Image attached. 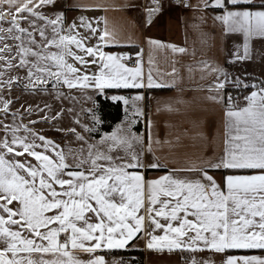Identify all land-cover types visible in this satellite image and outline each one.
Instances as JSON below:
<instances>
[{
  "label": "snow or ice",
  "instance_id": "obj_1",
  "mask_svg": "<svg viewBox=\"0 0 264 264\" xmlns=\"http://www.w3.org/2000/svg\"><path fill=\"white\" fill-rule=\"evenodd\" d=\"M57 3L0 0V116L9 115L13 101L4 93L16 86L30 93L51 90L57 99L73 100L62 90L106 94L109 89L175 86L158 81L151 70L144 72L142 50L135 67L129 66L131 55L106 51L121 44L106 18L93 22L81 16L78 24H66L63 11L46 14ZM204 4L223 10L215 19L228 32L243 34L244 54L236 58L247 59V41L264 37V0L260 9H254L253 0ZM96 9L103 6H91ZM158 11L149 9V16ZM148 43L186 51L152 39ZM202 64L204 72H221ZM18 71L23 75L11 74ZM177 74L174 68L171 75ZM235 82L242 84L238 78ZM242 86L256 90L244 97L243 107L228 97L223 154L154 179H147L144 170L167 165L159 159L144 162L145 150L152 147L132 131L133 121L97 140L93 134L100 120L95 113L91 124L76 118L73 127L55 128V122L73 115L72 108L53 112L47 104L29 106L12 112L9 122L0 119V264H107L98 252L125 249L139 238L151 250L210 251L224 254L223 264H264V255L227 254L264 251V82ZM209 88L216 93L210 99L218 101L225 82L217 76ZM109 98L134 109L133 115H143L138 105L143 95ZM34 112L42 114L40 119L25 124ZM38 123L50 124L79 146H62L32 127ZM210 169L225 174L218 181ZM180 172L194 175L176 174ZM191 264L214 261L193 257Z\"/></svg>",
  "mask_w": 264,
  "mask_h": 264
},
{
  "label": "crops",
  "instance_id": "obj_2",
  "mask_svg": "<svg viewBox=\"0 0 264 264\" xmlns=\"http://www.w3.org/2000/svg\"><path fill=\"white\" fill-rule=\"evenodd\" d=\"M253 3L259 4L254 6V9L261 8V0H253ZM96 5H102L103 9L91 10V6ZM156 7H159V11L149 16V9ZM60 11L66 16V24H78L81 16L92 19L93 22L102 17L106 18L108 29L115 32L121 41L119 46L109 47L105 49L106 51L136 54L142 50L144 72L151 70L158 81L175 84L173 87L152 89H109L106 94L91 90L69 93L66 88L63 89L62 91L69 96L89 101L90 108L80 106L77 118L84 124H91L92 114L95 113L100 123L97 125L98 132L93 134L94 139L98 140L101 135L111 133L118 126L123 127L129 121H133L129 125L132 131L145 137V147L149 143L152 147L151 152L145 150L144 162L147 164L159 159L162 164L167 165L166 168L144 170L147 179L169 174L172 169L185 168L192 164H206L215 161L223 154L226 133L225 113L229 106L225 105V88L219 93L222 99L218 101L210 99L216 93L209 88V84L218 76L225 82V87L236 85L231 82L228 84L229 69L232 72L239 64H254L261 55H264V37H251L247 41L248 58L238 60L237 54H244L246 41L243 34L228 32L227 27L215 19L216 16L223 14V10L211 6L205 7L204 0H187L184 6H153L150 0H58L55 11L46 10V14L54 16ZM149 19L151 23L148 22ZM101 23L103 24V21ZM149 39L159 41L162 45L183 47L186 51L179 53L173 52L171 48L152 46L148 43ZM150 59L151 63H149ZM202 62L221 69V72L213 75L202 71ZM174 68L178 73L175 77L171 75ZM89 71H95V68H90ZM225 77L227 80L224 79ZM16 90L22 88L16 86L12 93ZM254 90H249L245 96L250 95ZM45 94L55 95L51 90ZM137 94L144 96V100L138 102L143 115H133L134 109L120 102L121 118L109 131L101 130L102 121L96 109L97 95L111 100L109 97L112 95H124L131 99ZM245 103L244 99L239 107H243ZM16 111L17 108L10 109L7 118L2 116L1 118L9 122L11 113ZM40 115L42 114L26 118L23 122L27 124L29 120H39ZM32 127L62 146L70 145L72 148L79 146L71 136L55 130V128L67 129L73 126L55 125L53 128L48 123H38ZM77 130L80 131L79 128ZM209 173L218 181L225 174L222 170L214 169H210ZM176 174L194 175L185 172ZM119 250L141 251L142 264H191L193 257L197 261L212 260L214 264H223L224 259V254L210 251L193 253L181 250L171 252L166 249L151 250L147 248V240L144 238L131 241L130 246L125 249L105 250L98 254L105 257L107 264H117L120 255L115 254L114 251ZM227 254L264 255V251L252 250L247 253Z\"/></svg>",
  "mask_w": 264,
  "mask_h": 264
},
{
  "label": "rangeland",
  "instance_id": "obj_3",
  "mask_svg": "<svg viewBox=\"0 0 264 264\" xmlns=\"http://www.w3.org/2000/svg\"><path fill=\"white\" fill-rule=\"evenodd\" d=\"M12 75H23L22 71L18 72H13L11 73ZM239 79L242 84H247V85H253V84H260L261 82H264V55H261L255 62L254 64H239L235 69L231 70L229 69V77L228 81L231 83H235L236 85L239 86V88L242 90L243 93H247V90L255 89L252 87H243L242 84H237L235 81ZM13 90V89H12ZM12 90L10 93L5 92V98L6 99H11L13 101V104L11 105V109H19L21 112H23L24 109L28 108L29 106H39L40 108H43L45 104L50 105L53 112L58 111L60 108L68 109L72 108L74 110L73 115H65L64 118L60 121L55 122V125L57 126H74L73 121L77 118V115H79V107L84 106L85 108L89 109L90 108V103L88 100H83L82 98H75L73 99H59L57 100L56 96L54 94H45L41 92H35V93H30L24 90H16L15 92L12 93ZM246 90V92H245ZM256 90V89H255ZM12 93V94H11ZM236 95V93H235ZM48 98V99H47ZM51 99H53L51 101ZM51 101V103H50ZM241 101L240 100H233V103L239 104ZM47 111V110H46ZM41 113H33L30 117H25L27 118H32L36 115L39 116ZM2 118H4L2 116ZM0 116V119H2ZM57 135L59 133H56ZM57 137V136H56ZM118 260V259H117Z\"/></svg>",
  "mask_w": 264,
  "mask_h": 264
},
{
  "label": "trees",
  "instance_id": "obj_4",
  "mask_svg": "<svg viewBox=\"0 0 264 264\" xmlns=\"http://www.w3.org/2000/svg\"><path fill=\"white\" fill-rule=\"evenodd\" d=\"M259 4L253 3V6H257ZM230 82L228 81V84ZM236 89L230 86H226L224 93H225V105L229 106L228 97L232 98L235 100V93ZM249 90H247L248 92ZM246 92V90H245ZM246 94V93H245ZM243 101H241L239 104H236L239 106ZM96 109L100 115L101 118V130L103 131H109L113 124L117 122L121 116H122V107L120 102H113L109 100L107 97H103L102 95H97L96 97ZM115 254L117 255H135L137 257L136 260H138V264H142L143 262V254L141 251L138 250H119V251H114Z\"/></svg>",
  "mask_w": 264,
  "mask_h": 264
},
{
  "label": "built area",
  "instance_id": "obj_5",
  "mask_svg": "<svg viewBox=\"0 0 264 264\" xmlns=\"http://www.w3.org/2000/svg\"><path fill=\"white\" fill-rule=\"evenodd\" d=\"M150 4L153 6H163V5H177V6H184L187 4V0H158L157 3H153L152 0H150ZM115 53L123 54L122 51H116ZM133 57L132 61H129V66H136L135 65V59L136 54L127 53ZM234 89H236V95L235 100L243 101L245 97V93L242 92V90L239 88L238 85L232 86ZM137 257L135 255H120L117 264H138V260H136Z\"/></svg>",
  "mask_w": 264,
  "mask_h": 264
}]
</instances>
